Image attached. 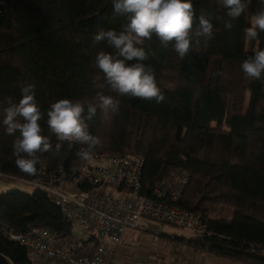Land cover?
Returning <instances> with one entry per match:
<instances>
[{"label":"trees","instance_id":"1","mask_svg":"<svg viewBox=\"0 0 264 264\" xmlns=\"http://www.w3.org/2000/svg\"><path fill=\"white\" fill-rule=\"evenodd\" d=\"M243 2L245 11L231 31L213 19V39H201L183 60L171 46L161 48L155 37L146 41L154 56L144 63L154 69L166 98L157 104L110 93L95 66L96 54L112 49L105 42L93 44L94 35L101 28L119 31L125 23L114 13L112 0H0V100H18L26 82L35 84L45 113L58 98L91 100L98 91L112 95L120 101L119 115L108 123L98 113L89 122L90 133L102 141L92 153L140 157L148 195L171 172L188 174L175 205L199 216L206 233L165 237L216 257L264 264V76L249 80L240 69L256 49L264 50V32L247 38L260 4ZM192 3L197 14L226 18L218 0ZM40 124L47 135L46 118ZM13 140L0 127V176L22 181L46 182L60 164L68 166L86 150L51 137L54 150L39 154L36 173L28 175L15 164ZM30 226L59 238L74 234L41 190L1 193L0 255L8 262L33 264L25 246L9 240L2 228Z\"/></svg>","mask_w":264,"mask_h":264},{"label":"clouds","instance_id":"2","mask_svg":"<svg viewBox=\"0 0 264 264\" xmlns=\"http://www.w3.org/2000/svg\"><path fill=\"white\" fill-rule=\"evenodd\" d=\"M225 9L224 17L201 11L197 14L192 0H112L114 13L125 17L119 31L100 29L93 37V44L105 42L111 52L99 51L95 66L103 74L104 86L116 96L139 98L164 103L166 98L156 81V74L144 62L154 56L146 41L155 37L165 50L171 46L183 60L201 39L205 43L213 39V19L223 23L231 31L233 21L245 11L243 0H218ZM252 15L246 36L257 39L264 32V0ZM132 62V63H128ZM240 69L249 80H261L264 76V50L256 49L245 58ZM19 99L8 97L0 100V127L13 136V155L17 168L25 174H35L39 154L54 150L51 137L58 142L86 146L79 155L90 159L94 148L101 147L100 138L89 131V122L99 113L105 122L111 123L119 115L120 101L112 95L97 92L91 100L58 98L51 102L46 113L36 99V86L24 83ZM48 134H44L40 121L45 120ZM60 143L55 145L59 151Z\"/></svg>","mask_w":264,"mask_h":264},{"label":"built area","instance_id":"3","mask_svg":"<svg viewBox=\"0 0 264 264\" xmlns=\"http://www.w3.org/2000/svg\"><path fill=\"white\" fill-rule=\"evenodd\" d=\"M142 167L143 160L131 154L91 152L90 159L79 156L68 166L60 164L46 182L24 181L41 190L63 220L83 235L59 238L37 226L24 231L2 228L3 234L25 246L31 262L33 257L49 264H119L125 231L149 232L142 219L204 235L201 218L175 205L188 174L171 172L148 195L141 184ZM152 240L159 238L155 235Z\"/></svg>","mask_w":264,"mask_h":264},{"label":"rangeland","instance_id":"4","mask_svg":"<svg viewBox=\"0 0 264 264\" xmlns=\"http://www.w3.org/2000/svg\"><path fill=\"white\" fill-rule=\"evenodd\" d=\"M35 188L28 185L22 180L14 179L10 177L0 176V194L10 191H20L23 193L30 194L33 192ZM141 225L145 226L149 232H143L141 230H126L124 234V244L125 247L130 246L131 249L130 254H128L129 258H153L156 257L157 254H160L162 251L160 249L163 247L165 251H168L169 244H175L176 242L172 241L171 239H167V237H171L174 235H186L189 231L187 230H181L176 227L161 224L158 222L148 221V220H141ZM146 229V230H147ZM190 233V232H189ZM74 234L76 236H82L83 232H81L79 229L74 228ZM161 234V236H159ZM158 236V244L156 242L154 243L152 238L153 236ZM145 252L146 254L142 253ZM126 252H124V255H121L120 257H125ZM168 254H164L163 257L166 259ZM33 264H49L46 261H42L39 259H34L32 257Z\"/></svg>","mask_w":264,"mask_h":264},{"label":"crops","instance_id":"5","mask_svg":"<svg viewBox=\"0 0 264 264\" xmlns=\"http://www.w3.org/2000/svg\"><path fill=\"white\" fill-rule=\"evenodd\" d=\"M2 192L4 193V191ZM191 234V232H188V234L184 236ZM156 244L158 243L156 242ZM130 249V246L125 247V245L120 249L119 264H245L242 262L231 261L227 258L216 257L206 252L197 251L191 246L182 245L178 242L175 244H169L168 251H165L162 247L160 249L162 252L153 258H148L147 255L145 259L136 257L129 258L128 254H130ZM124 252H126L125 257H120L121 255H124ZM142 253L146 254L145 252ZM164 254H168L166 259L163 257Z\"/></svg>","mask_w":264,"mask_h":264},{"label":"water","instance_id":"6","mask_svg":"<svg viewBox=\"0 0 264 264\" xmlns=\"http://www.w3.org/2000/svg\"><path fill=\"white\" fill-rule=\"evenodd\" d=\"M1 8H2V5L0 6V12H1ZM0 264H10V263L8 262L7 259H5L4 257L0 255Z\"/></svg>","mask_w":264,"mask_h":264}]
</instances>
